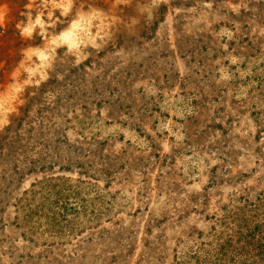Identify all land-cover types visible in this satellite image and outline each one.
Instances as JSON below:
<instances>
[{
    "label": "rangeland",
    "instance_id": "obj_1",
    "mask_svg": "<svg viewBox=\"0 0 264 264\" xmlns=\"http://www.w3.org/2000/svg\"><path fill=\"white\" fill-rule=\"evenodd\" d=\"M0 264H264V0H0Z\"/></svg>",
    "mask_w": 264,
    "mask_h": 264
}]
</instances>
